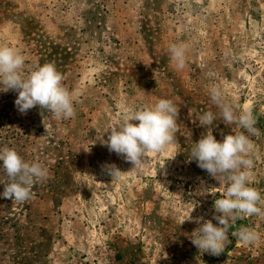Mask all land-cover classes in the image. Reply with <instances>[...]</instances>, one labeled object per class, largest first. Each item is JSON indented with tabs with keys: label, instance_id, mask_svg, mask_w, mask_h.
<instances>
[{
	"label": "rangeland",
	"instance_id": "rangeland-1",
	"mask_svg": "<svg viewBox=\"0 0 264 264\" xmlns=\"http://www.w3.org/2000/svg\"><path fill=\"white\" fill-rule=\"evenodd\" d=\"M172 44L186 49L183 70ZM0 45L22 54L26 70L55 65L76 113L21 114L18 93L0 92V148L49 172L27 201L0 197V264H264V217L230 222L220 255L192 244L197 218L218 224L214 200L227 185L188 162L207 134L197 120L205 112L216 114L217 141L245 131L223 123L216 86L255 119L259 134L245 131L256 150L249 186L264 198V0H0ZM160 99L179 111L175 142L132 169L98 137ZM241 227L259 240L238 242L231 233Z\"/></svg>",
	"mask_w": 264,
	"mask_h": 264
},
{
	"label": "clouds",
	"instance_id": "clouds-1",
	"mask_svg": "<svg viewBox=\"0 0 264 264\" xmlns=\"http://www.w3.org/2000/svg\"><path fill=\"white\" fill-rule=\"evenodd\" d=\"M169 52L175 68L183 70L186 66L185 47L172 44ZM62 81L63 76L55 65L46 63L26 70L22 54L13 47L0 45V92L11 90L18 93L14 103L21 114L38 106L54 117L65 120L73 118L76 114L73 97ZM210 97L219 108L220 118L225 125L235 124L249 135L259 134L254 127L255 119L251 110L237 113L216 86L210 88ZM178 112L171 100L160 99L152 106L126 115L122 124L106 131V140L103 134L98 139L110 152H115L129 162L132 169L142 168L146 162V153H160L175 142ZM197 120L199 126L208 131L194 143L188 162L195 161L220 185L227 187L222 198L214 200L213 219L218 224L214 225L211 220H204L203 217L197 218L195 222L200 226L191 233V242L201 253L220 255L226 244L231 243L230 222L234 223L241 216L264 217V209L260 206L264 205V198L260 191L249 186L253 175L251 169L254 167L252 157L256 150L245 131L228 134L222 141H217L211 131L216 120L213 112H205ZM0 162L7 177L5 181H0L4 184L0 197L4 199L23 203L30 199L34 185L49 178L48 169L42 163L26 162L14 149L8 147L0 148ZM106 170L115 178L121 173L115 165L107 166ZM231 235L245 245L259 240V234L248 227H241Z\"/></svg>",
	"mask_w": 264,
	"mask_h": 264
}]
</instances>
